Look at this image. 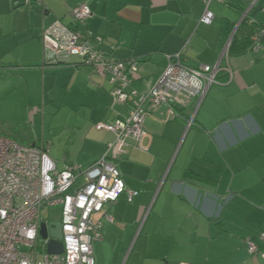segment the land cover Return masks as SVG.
<instances>
[{
	"label": "crops",
	"instance_id": "crops-1",
	"mask_svg": "<svg viewBox=\"0 0 264 264\" xmlns=\"http://www.w3.org/2000/svg\"><path fill=\"white\" fill-rule=\"evenodd\" d=\"M17 1L0 0V42H6V55L10 46L21 52L0 63L24 61L26 79L53 92L49 102L62 95L71 142L60 153L46 146L62 168L87 167L102 156L114 135L94 124L124 117L127 108L112 106L111 85L89 68L43 66V27L57 19L69 24L71 9L86 3L91 45L107 60L136 59L131 87L143 92L165 67L167 54L181 51L192 67L212 65L230 38L241 41L254 24L264 26V0L213 1L210 24L199 22L201 0ZM228 65L232 78L221 70V84L201 100L161 104L145 117L147 150L128 140L125 153L113 160L125 187L138 194L131 202L122 194L104 205L113 220L104 222L102 237L92 244L96 264H264L244 243L251 239L264 252L258 237L264 232V51L229 55ZM68 98L76 99L69 107ZM33 134L29 146L45 147L43 135L38 142ZM49 135L55 144L57 132Z\"/></svg>",
	"mask_w": 264,
	"mask_h": 264
},
{
	"label": "built area",
	"instance_id": "built-area-1",
	"mask_svg": "<svg viewBox=\"0 0 264 264\" xmlns=\"http://www.w3.org/2000/svg\"><path fill=\"white\" fill-rule=\"evenodd\" d=\"M201 1L204 11L199 22L210 24L214 14L209 5L222 0ZM90 16L88 5L82 3L71 9L69 24L57 19L42 28V65L89 68L111 85L112 106L127 108V114L94 124L95 129L109 131L114 138L107 143L105 153L87 167L66 163L59 169L46 147L21 145L0 137V264H96L92 244L102 237L104 222L113 220L104 205L122 194L131 202L138 194L125 187L113 160L125 153L128 140L137 149L147 150L144 120L156 107L184 106L193 97L201 100L212 85L221 84L217 80L221 70L232 78L228 65L230 38L212 65L192 67L184 62L181 51L167 54V63L157 79L140 92L131 87L138 71L136 59L107 60L91 45L93 34L85 28ZM249 23L253 24L252 19ZM250 50L264 51V26L253 25ZM52 205H60V254L47 253L49 237L43 239L39 234L40 223L45 220L41 209ZM97 214L102 218H96ZM258 237L264 241V232L260 231ZM244 243L250 255L264 257L257 243L248 238Z\"/></svg>",
	"mask_w": 264,
	"mask_h": 264
},
{
	"label": "rangeland",
	"instance_id": "rangeland-1",
	"mask_svg": "<svg viewBox=\"0 0 264 264\" xmlns=\"http://www.w3.org/2000/svg\"><path fill=\"white\" fill-rule=\"evenodd\" d=\"M1 21L2 19H0ZM5 45V41L0 42V58H8L7 60L14 61L21 52L19 47L10 46L11 51L6 55L3 50ZM22 53L25 55L26 51L22 50ZM18 64L19 66H7L0 63V137L10 139L21 145H30L33 142L34 132L38 142L43 135L45 147L49 143L52 152L55 150L60 153L71 142L68 141L67 143L68 130L64 127L66 122V108L62 107L64 99L59 92L55 96V103L49 102L53 97L51 96L53 92L49 91L48 85L44 90L39 81L37 87L30 78L29 80L26 79L27 76H25L24 71L29 69L23 66L26 63L18 61ZM55 93L56 91L54 95L57 94ZM74 100L76 99L68 98V104L66 103L67 105L64 106L69 107L68 105L73 104ZM69 118L67 121H70ZM53 130L57 132L55 144L50 141L49 135V132ZM56 160L58 161V168L62 169L60 159L56 158ZM41 217L45 220H60V205L43 206Z\"/></svg>",
	"mask_w": 264,
	"mask_h": 264
},
{
	"label": "water",
	"instance_id": "water-1",
	"mask_svg": "<svg viewBox=\"0 0 264 264\" xmlns=\"http://www.w3.org/2000/svg\"><path fill=\"white\" fill-rule=\"evenodd\" d=\"M39 234L43 239L49 237L46 251L49 254H60L63 252L61 235V224L58 220H47L40 223Z\"/></svg>",
	"mask_w": 264,
	"mask_h": 264
},
{
	"label": "trees",
	"instance_id": "trees-1",
	"mask_svg": "<svg viewBox=\"0 0 264 264\" xmlns=\"http://www.w3.org/2000/svg\"><path fill=\"white\" fill-rule=\"evenodd\" d=\"M13 3L14 5L20 4V2L17 0H13ZM248 48L250 49V35L249 37L244 38L241 41H238L234 36L228 49V55L240 54Z\"/></svg>",
	"mask_w": 264,
	"mask_h": 264
},
{
	"label": "flooded vegetation",
	"instance_id": "flooded-vegetation-1",
	"mask_svg": "<svg viewBox=\"0 0 264 264\" xmlns=\"http://www.w3.org/2000/svg\"><path fill=\"white\" fill-rule=\"evenodd\" d=\"M59 221V220H58Z\"/></svg>",
	"mask_w": 264,
	"mask_h": 264
}]
</instances>
